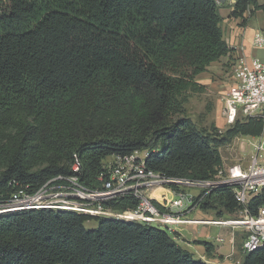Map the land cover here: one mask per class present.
Wrapping results in <instances>:
<instances>
[{
    "label": "trees",
    "instance_id": "16d2710c",
    "mask_svg": "<svg viewBox=\"0 0 264 264\" xmlns=\"http://www.w3.org/2000/svg\"><path fill=\"white\" fill-rule=\"evenodd\" d=\"M256 12L264 21V3L236 0L229 17ZM221 23L216 0H0V200L67 176L75 158L80 184L99 190L108 160L134 151H147L146 167L168 179H213L220 149L264 127L248 118L220 133L185 117L186 95L204 91L195 78L233 52ZM137 205L124 196L102 207ZM262 207L264 187L247 209ZM198 209L234 218L239 207L222 187ZM177 237L114 218L18 211L0 215V264H208ZM239 261L264 264V246L240 249Z\"/></svg>",
    "mask_w": 264,
    "mask_h": 264
},
{
    "label": "built area",
    "instance_id": "2783aa9c",
    "mask_svg": "<svg viewBox=\"0 0 264 264\" xmlns=\"http://www.w3.org/2000/svg\"><path fill=\"white\" fill-rule=\"evenodd\" d=\"M251 47L264 50V32L254 33ZM221 100L222 114L229 121L235 116L261 118L264 121V63L256 57L236 56L231 84ZM249 138L251 141L244 143L251 148L248 161L222 167L211 180L168 179L146 167L145 159L149 156L147 151H134L130 155L113 157L98 177L101 188L89 191L79 182L81 165L75 158L67 176L46 182L34 193L18 189L8 200H0V215L39 209L69 211L90 217L151 225L163 228L177 235V238L181 228L188 225L229 227L246 233L241 243V254H248L264 246V207L258 209L256 215H251L247 209L251 199L264 187V127L260 136ZM222 187L232 189L233 198L239 207L234 218H187L188 212L198 209L204 198ZM156 189L173 196L169 201L164 194L161 196L162 202L158 205L162 210L153 204L155 200L151 193ZM190 190L198 193L192 195ZM124 196L138 201L135 210L114 212L102 207L103 203ZM235 264H240V261Z\"/></svg>",
    "mask_w": 264,
    "mask_h": 264
},
{
    "label": "rangeland",
    "instance_id": "374dc122",
    "mask_svg": "<svg viewBox=\"0 0 264 264\" xmlns=\"http://www.w3.org/2000/svg\"><path fill=\"white\" fill-rule=\"evenodd\" d=\"M227 11H228L227 9L226 11L225 10L221 11L223 15V21H225V23H222L224 26L223 29L225 30L227 25L229 24V20H227L228 19ZM260 15L257 12L254 14V16L251 17L248 14H246V22L244 23L240 21V23L241 25H245L247 22L251 23V21H253L252 26L256 28V30L258 31H263L262 27H264V21L262 16ZM251 56L258 58L262 63H264L263 49H253ZM233 62L234 59L227 62H218L212 64L210 67L206 69L204 74L200 75V77L198 78L199 81L203 82V84H199V85H201L204 88V91L202 93H188L186 95L187 103H186L185 117L190 121H192L198 128L207 129V130L215 129L220 133L221 132L223 133L236 120L240 122H244L245 120H247L246 118L235 116L233 119H231V121H229L222 114L223 103L221 99L223 95L226 93V90L232 81ZM249 141H251L249 137H243V138L238 137L233 139L230 144L220 149V154L223 160L224 168H227L232 164L239 163L240 161L244 163L248 161V158L251 154V148H248V146H245V144H247ZM108 161L110 163L111 159H109ZM190 193L192 195H195L198 193V191L190 190ZM217 213L218 210L207 212L206 218H204V220L232 219L231 216L217 218ZM95 226L96 224L92 221L85 223V227L88 229H93L95 228ZM188 226H198V225H188ZM187 227H185L184 229H186ZM182 228L181 231L177 233L179 235V238L182 237L181 235L182 233H184ZM187 237L189 236L187 235ZM177 241H178V245L182 249L186 248L184 247L183 243L179 241V239ZM183 242L187 243V241H185L184 239ZM193 254L195 253L193 252Z\"/></svg>",
    "mask_w": 264,
    "mask_h": 264
},
{
    "label": "crops",
    "instance_id": "0c3cea01",
    "mask_svg": "<svg viewBox=\"0 0 264 264\" xmlns=\"http://www.w3.org/2000/svg\"><path fill=\"white\" fill-rule=\"evenodd\" d=\"M219 5V14L222 17L221 13L222 10L226 9L227 11V20H229V24L226 27V30L223 29L224 26L221 23L222 35L223 39L226 42L227 46L233 50L232 54L221 58L219 61L215 62H227L234 59L236 56L245 55L250 57L252 55V47H251V40L256 32H260L256 30L252 26L253 21L247 22L245 25H241L239 19H234L229 17V13L231 11L232 3L236 0H216ZM259 3H264V0H257ZM263 18V14L261 12H257ZM246 22V14L244 15ZM243 22V21H242ZM264 30V27H262ZM212 63V64H215ZM211 64V65H212ZM210 65V66H211ZM209 66V67H210ZM204 74V73H202ZM200 74V75H202ZM198 75L195 78V82L197 84H203V82L199 81ZM155 191V190H154ZM152 191V193L154 192ZM151 193V197H152ZM166 199L169 201L172 199V195L170 193H164ZM157 204L162 202L154 197H152ZM206 213L200 211L199 209L191 210L186 214L187 218L189 219H198L202 220L206 218ZM187 226L182 228L183 232L182 237L178 238L181 243H183L184 249H186L189 253L197 257L198 259H202V261L208 264H235L236 261L240 259V249L241 243L246 237V233L242 230H230L229 228L225 227H217V226H208V225H198V226ZM190 227V228H189ZM229 229V230H228ZM187 235L189 237H187ZM191 238V239H189ZM183 239L186 242H183ZM189 242V243H188ZM195 242V243H194ZM208 243L212 246L213 251L211 255L206 256L204 252V247L199 243ZM193 252L195 254H193Z\"/></svg>",
    "mask_w": 264,
    "mask_h": 264
},
{
    "label": "bare ground",
    "instance_id": "6f19581e",
    "mask_svg": "<svg viewBox=\"0 0 264 264\" xmlns=\"http://www.w3.org/2000/svg\"><path fill=\"white\" fill-rule=\"evenodd\" d=\"M165 192L161 189H156L153 193H152V197L156 198V199H160L161 200V196L164 194Z\"/></svg>",
    "mask_w": 264,
    "mask_h": 264
},
{
    "label": "water",
    "instance_id": "95a60500",
    "mask_svg": "<svg viewBox=\"0 0 264 264\" xmlns=\"http://www.w3.org/2000/svg\"><path fill=\"white\" fill-rule=\"evenodd\" d=\"M262 116H263V118H264V109H263V111H262Z\"/></svg>",
    "mask_w": 264,
    "mask_h": 264
}]
</instances>
